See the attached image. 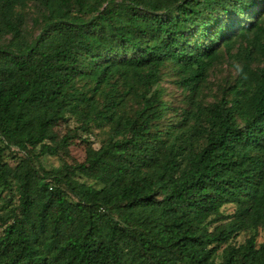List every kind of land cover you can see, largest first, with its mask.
<instances>
[{"label": "trees", "instance_id": "16d2710c", "mask_svg": "<svg viewBox=\"0 0 264 264\" xmlns=\"http://www.w3.org/2000/svg\"><path fill=\"white\" fill-rule=\"evenodd\" d=\"M263 60L264 0H0V264H264Z\"/></svg>", "mask_w": 264, "mask_h": 264}, {"label": "rangeland", "instance_id": "374dc122", "mask_svg": "<svg viewBox=\"0 0 264 264\" xmlns=\"http://www.w3.org/2000/svg\"><path fill=\"white\" fill-rule=\"evenodd\" d=\"M263 63L264 60L262 61L261 64ZM235 74H236V68H235L234 59L222 60L211 69L210 75L208 77V82H209L208 86L211 88V90H214L218 84L223 83L226 80L228 81L232 80ZM165 85L168 86L170 90H172L176 98L180 97L179 96L180 92L176 84L167 82ZM210 98L211 97H208V99ZM70 126H72L71 122H61L57 127H55L52 131L51 142H55L63 134L69 132ZM97 144L98 142L95 141L93 137H91V139H88V141H82L81 139H76L70 145L60 150L58 155L44 156L41 158L40 161H36V165L41 170L49 171L60 168L61 164L64 161H67L69 163L80 162L85 158L89 149L93 146L95 147ZM12 149L15 150V148ZM11 153H12L11 151H6V158L10 161L11 164H15L20 157L24 156L21 155L22 153H20L18 157L10 158L8 154ZM231 211H232V207L230 205L225 207V212H231ZM244 238L245 235L242 233L236 238V242H241L243 241ZM258 240H261V238L259 237Z\"/></svg>", "mask_w": 264, "mask_h": 264}]
</instances>
